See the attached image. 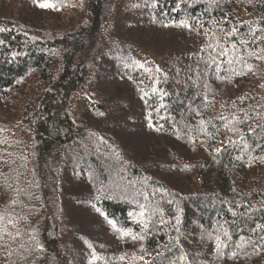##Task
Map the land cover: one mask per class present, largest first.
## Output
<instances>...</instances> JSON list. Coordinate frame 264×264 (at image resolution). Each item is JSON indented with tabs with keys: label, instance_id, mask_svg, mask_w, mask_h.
<instances>
[{
	"label": "trees",
	"instance_id": "obj_1",
	"mask_svg": "<svg viewBox=\"0 0 264 264\" xmlns=\"http://www.w3.org/2000/svg\"><path fill=\"white\" fill-rule=\"evenodd\" d=\"M0 29V264H264V0H0Z\"/></svg>",
	"mask_w": 264,
	"mask_h": 264
},
{
	"label": "snow or ice",
	"instance_id": "obj_2",
	"mask_svg": "<svg viewBox=\"0 0 264 264\" xmlns=\"http://www.w3.org/2000/svg\"><path fill=\"white\" fill-rule=\"evenodd\" d=\"M41 6H42V7H46V6H48V5H46V4H42ZM181 24H182V26H185V27H189V28H191V25L188 24L186 21H185V22H181ZM0 31H2V29H0ZM235 32H236V29H232L231 32L225 33V35H227V36H232ZM210 47H211V46H210ZM233 47H234V46H233ZM219 55H220V56L227 57V56H228V47H227V46H224V48L219 52ZM257 58H258V59H264V57H257ZM228 63L231 64L232 61L229 60ZM216 67L219 68V65L217 64ZM246 67H248L249 70H250V67H251V66L249 65V66H246ZM240 74H242V73H237V75H240ZM218 78H220V79H224V77H218ZM201 123L203 124V121H201ZM96 210H97L98 212L100 211V209H96ZM101 215H104V213L101 212ZM177 222H179V217H177ZM108 223L111 224V225L113 226V228L116 227V224H115L114 221L109 220ZM123 235H126V236H129V235H130V236H132V239H134V240H135V239H143L142 236L132 235V233H131L130 230H129V231H126V232H123ZM224 235L227 236V235H228L227 232H225ZM217 241H219V237H217ZM219 246H220V245H219V243H218V244H217V248H218V249H219ZM241 247H242V245H241ZM232 255L235 256L236 253H233ZM120 259H124V257L121 256ZM181 259H184V257H181Z\"/></svg>",
	"mask_w": 264,
	"mask_h": 264
},
{
	"label": "rangeland",
	"instance_id": "obj_3",
	"mask_svg": "<svg viewBox=\"0 0 264 264\" xmlns=\"http://www.w3.org/2000/svg\"><path fill=\"white\" fill-rule=\"evenodd\" d=\"M75 118H77V115H74Z\"/></svg>",
	"mask_w": 264,
	"mask_h": 264
}]
</instances>
